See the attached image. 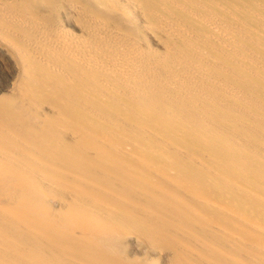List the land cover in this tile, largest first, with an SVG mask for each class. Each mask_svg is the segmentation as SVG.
<instances>
[{
    "label": "bare ground",
    "instance_id": "1",
    "mask_svg": "<svg viewBox=\"0 0 264 264\" xmlns=\"http://www.w3.org/2000/svg\"><path fill=\"white\" fill-rule=\"evenodd\" d=\"M0 48V264H264V0H0Z\"/></svg>",
    "mask_w": 264,
    "mask_h": 264
},
{
    "label": "rangeland",
    "instance_id": "2",
    "mask_svg": "<svg viewBox=\"0 0 264 264\" xmlns=\"http://www.w3.org/2000/svg\"><path fill=\"white\" fill-rule=\"evenodd\" d=\"M0 55L2 56H0L1 58L0 59H2V61H0V84L2 83V87H1V85H0V96H1V94H3L4 92L6 93V92H8V90L10 89V83L13 81V76H11V70H12V64H11V62H9L8 61V58H7V56H5V54H4V52H3V50L0 48ZM5 60H6V62H5ZM3 62V63H2ZM9 62V63H8ZM2 63V64H1ZM3 64H6V65H3ZM8 66V67H7ZM9 66H11V67H9ZM6 69H8L9 71V73L6 71ZM4 70V71H3ZM2 73V74H1ZM3 73H5V74H3ZM9 74H10V76H9ZM5 75V76H4ZM11 77V79H7V78H10ZM11 81V82H10ZM7 84H6V83ZM8 83H9V85H8ZM9 87V88H8ZM2 89V90H1ZM6 89V90H5ZM137 246V247H136ZM138 246H140V247H138ZM134 247V248H133ZM136 248V249H135ZM140 248H142V251H141V249ZM144 249V247H143V245L140 243V242H138V241H133L132 243H129L128 244V250L129 251H131V253H132V255H136V256H143V255H145V251L143 250ZM137 250V251H136ZM136 252V254H135V252ZM141 251V252H140ZM134 252V253H133ZM141 253V254H140ZM152 254H154V255H151V258L152 259H156L157 261H158V264H170V259H169V257H170V253L168 252L167 253V251L166 252H164V254L162 255V254H160L159 252H155V253H152ZM157 255V256H156ZM161 255V256H160ZM165 255V256H164ZM158 256L160 257V258H158ZM169 256V257H168ZM167 258V259H166ZM161 260H163V261H161ZM163 262V263H162ZM168 262V263H167Z\"/></svg>",
    "mask_w": 264,
    "mask_h": 264
}]
</instances>
